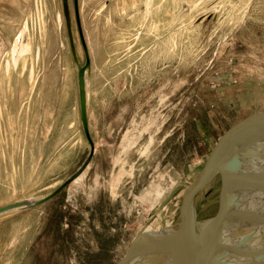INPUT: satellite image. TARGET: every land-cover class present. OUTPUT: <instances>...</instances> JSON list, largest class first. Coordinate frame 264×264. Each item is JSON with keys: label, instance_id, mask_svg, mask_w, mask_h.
<instances>
[{"label": "rangeland", "instance_id": "rangeland-1", "mask_svg": "<svg viewBox=\"0 0 264 264\" xmlns=\"http://www.w3.org/2000/svg\"><path fill=\"white\" fill-rule=\"evenodd\" d=\"M67 1L71 39L63 0H0V206L71 178L0 214V264H114L189 218L188 189L264 113V0H77L80 31ZM228 169L191 193L197 220Z\"/></svg>", "mask_w": 264, "mask_h": 264}, {"label": "water", "instance_id": "water-1", "mask_svg": "<svg viewBox=\"0 0 264 264\" xmlns=\"http://www.w3.org/2000/svg\"><path fill=\"white\" fill-rule=\"evenodd\" d=\"M75 20L80 31L77 0H73ZM66 27L71 39L68 1L63 0ZM19 35V34H18ZM89 59L77 63V89L82 129L93 153L87 119L86 73ZM240 149L205 170L186 193L191 214L188 219L159 230L137 235L114 264H264V113ZM229 165L221 202L214 215L195 218L190 196L195 187L213 171ZM71 178L39 198H24L0 206V214L27 209L48 200L62 190ZM243 231V232H242Z\"/></svg>", "mask_w": 264, "mask_h": 264}, {"label": "bare ground", "instance_id": "bare-ground-1", "mask_svg": "<svg viewBox=\"0 0 264 264\" xmlns=\"http://www.w3.org/2000/svg\"><path fill=\"white\" fill-rule=\"evenodd\" d=\"M19 44H20V34L17 36L16 38V42H15V45H14V50H13V55H14V58L16 57L18 51H19ZM23 49V48H22ZM22 51V50H21ZM23 52V51H22ZM243 232V231H242Z\"/></svg>", "mask_w": 264, "mask_h": 264}]
</instances>
